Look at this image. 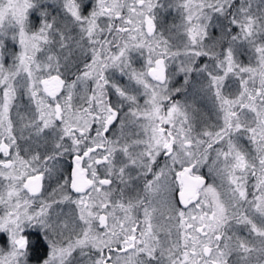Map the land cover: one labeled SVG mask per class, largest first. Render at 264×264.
<instances>
[{
  "label": "snow or ice",
  "instance_id": "6c2138e0",
  "mask_svg": "<svg viewBox=\"0 0 264 264\" xmlns=\"http://www.w3.org/2000/svg\"><path fill=\"white\" fill-rule=\"evenodd\" d=\"M264 264V0H0V264Z\"/></svg>",
  "mask_w": 264,
  "mask_h": 264
},
{
  "label": "flooded vegetation",
  "instance_id": "af4514ba",
  "mask_svg": "<svg viewBox=\"0 0 264 264\" xmlns=\"http://www.w3.org/2000/svg\"><path fill=\"white\" fill-rule=\"evenodd\" d=\"M35 233L36 235H33V244L29 240V264H40L41 260L47 256L45 252L48 245L44 240V234L42 232ZM24 234L27 235L26 231Z\"/></svg>",
  "mask_w": 264,
  "mask_h": 264
},
{
  "label": "rangeland",
  "instance_id": "374dc122",
  "mask_svg": "<svg viewBox=\"0 0 264 264\" xmlns=\"http://www.w3.org/2000/svg\"><path fill=\"white\" fill-rule=\"evenodd\" d=\"M26 233H27V237H28V239L30 240V242H31V244H33V235H36V233L35 232H42L41 231V229H40V227L39 226H32V227H30V228H26ZM0 238H3V239H6V237H5V235L3 234V233H0ZM46 255H47V253H48V248L46 249ZM45 255V256H46ZM45 258V257H44ZM43 258V259H44ZM43 259L41 260V262H40V264H42V261H43Z\"/></svg>",
  "mask_w": 264,
  "mask_h": 264
}]
</instances>
